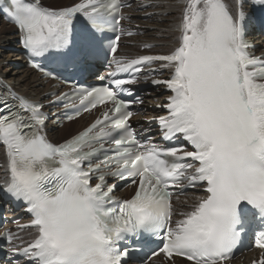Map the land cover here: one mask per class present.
Instances as JSON below:
<instances>
[{"label":"snow or ice","instance_id":"6c2138e0","mask_svg":"<svg viewBox=\"0 0 264 264\" xmlns=\"http://www.w3.org/2000/svg\"><path fill=\"white\" fill-rule=\"evenodd\" d=\"M131 8L0 0L33 66L75 85L33 99L0 79V194L30 217L0 233L7 264H129L149 245L151 264H228L249 233L260 249L252 264H264V50L248 39L254 22L264 27V0H177L162 13L179 11L172 46L135 58L117 55L121 36L133 35ZM98 61L112 71L83 87ZM146 64L160 75L145 82L169 93L154 105L164 114L144 121L163 144L133 126L131 109L144 101L131 86ZM100 106L76 134L50 139L49 121ZM122 182L133 186L127 198L115 195Z\"/></svg>","mask_w":264,"mask_h":264},{"label":"bare ground","instance_id":"6f19581e","mask_svg":"<svg viewBox=\"0 0 264 264\" xmlns=\"http://www.w3.org/2000/svg\"><path fill=\"white\" fill-rule=\"evenodd\" d=\"M56 2L67 4L70 0H56ZM176 3L177 0H166V5H176ZM166 5L147 7L143 8L142 11H136L133 8L128 10L144 32L143 35L133 38V41L137 40L142 44L153 43L156 45L155 51L163 53L172 46L174 41L172 39L173 33L171 32V28L179 17V11L169 8L167 9L169 14L164 15L162 13L165 12ZM146 13H153V15L150 18H145ZM15 39V27L8 25L0 16V79H3L9 85H13L18 92L33 99H39L44 93L53 89L51 86L52 82L45 83L33 69L27 66L26 61L18 51L10 49L13 46H17ZM257 43H262V41L258 40ZM138 46L137 48H131L136 54L140 53ZM160 101V98L157 100L155 97L149 99L150 104H157ZM150 114L154 115L152 112ZM86 123L83 118H80L65 124L62 128H58L55 127L53 121H50L49 127L52 129L50 136L55 141L60 142L78 132ZM0 161H2L1 149ZM2 175L3 173L0 172V177Z\"/></svg>","mask_w":264,"mask_h":264}]
</instances>
